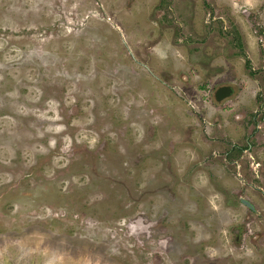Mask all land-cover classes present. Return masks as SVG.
Returning a JSON list of instances; mask_svg holds the SVG:
<instances>
[{
	"label": "rangeland",
	"instance_id": "1",
	"mask_svg": "<svg viewBox=\"0 0 264 264\" xmlns=\"http://www.w3.org/2000/svg\"><path fill=\"white\" fill-rule=\"evenodd\" d=\"M0 264H264V0H0Z\"/></svg>",
	"mask_w": 264,
	"mask_h": 264
},
{
	"label": "water",
	"instance_id": "2",
	"mask_svg": "<svg viewBox=\"0 0 264 264\" xmlns=\"http://www.w3.org/2000/svg\"><path fill=\"white\" fill-rule=\"evenodd\" d=\"M230 94H232V89L229 86L221 87L216 91L217 99H220L224 96H228ZM241 203H243V205H246L251 209V206L247 202L241 201Z\"/></svg>",
	"mask_w": 264,
	"mask_h": 264
},
{
	"label": "flooded vegetation",
	"instance_id": "3",
	"mask_svg": "<svg viewBox=\"0 0 264 264\" xmlns=\"http://www.w3.org/2000/svg\"><path fill=\"white\" fill-rule=\"evenodd\" d=\"M232 88H233V86H232ZM233 90H234V88H233ZM231 95V94H230ZM229 95V96H230ZM228 96H224V97H222V98H220V99H217V96H216V92H214V95H213V98H214V101L216 102V103H219V101L221 100V99H225V98H227ZM253 137V136H252ZM251 137V138H252ZM236 149H238L237 147H236Z\"/></svg>",
	"mask_w": 264,
	"mask_h": 264
}]
</instances>
